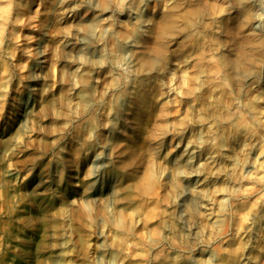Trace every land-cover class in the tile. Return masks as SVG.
<instances>
[{"label":"rangeland","instance_id":"374dc122","mask_svg":"<svg viewBox=\"0 0 264 264\" xmlns=\"http://www.w3.org/2000/svg\"><path fill=\"white\" fill-rule=\"evenodd\" d=\"M0 0V264H264V0Z\"/></svg>","mask_w":264,"mask_h":264},{"label":"bare ground","instance_id":"6f19581e","mask_svg":"<svg viewBox=\"0 0 264 264\" xmlns=\"http://www.w3.org/2000/svg\"><path fill=\"white\" fill-rule=\"evenodd\" d=\"M37 4V0H30V9H32Z\"/></svg>","mask_w":264,"mask_h":264}]
</instances>
